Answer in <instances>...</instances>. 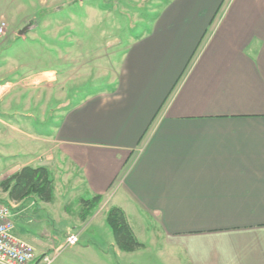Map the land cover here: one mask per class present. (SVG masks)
Listing matches in <instances>:
<instances>
[{"label": "crops", "instance_id": "0c3cea01", "mask_svg": "<svg viewBox=\"0 0 264 264\" xmlns=\"http://www.w3.org/2000/svg\"><path fill=\"white\" fill-rule=\"evenodd\" d=\"M56 82L47 68L26 83L36 123ZM17 83L0 79L1 139L28 156L9 175L45 166L54 191L50 202L5 192L12 218L34 205L78 235L63 247L67 233L23 236L14 226L37 258L59 250L49 264H264V0H167L126 46L112 86L83 96L52 129L19 125L15 116L32 114ZM61 182L70 213L53 204ZM94 195L81 221L79 200ZM112 205L141 247H117L105 219Z\"/></svg>", "mask_w": 264, "mask_h": 264}, {"label": "rangeland", "instance_id": "374dc122", "mask_svg": "<svg viewBox=\"0 0 264 264\" xmlns=\"http://www.w3.org/2000/svg\"><path fill=\"white\" fill-rule=\"evenodd\" d=\"M166 1L0 0V23L5 22L0 34V79L18 82L11 90L25 93V99L31 101L32 116H15L19 125L38 133L42 126L52 129L83 96L112 86L126 46L150 30ZM25 26L26 31L19 35ZM47 68L57 71L56 98L47 107V113H43L45 122L41 125L36 123L42 117L40 106L34 99H28L30 87L26 83ZM25 99L14 104L22 107ZM16 134L18 139L30 141L23 132ZM17 143L15 140L10 145L3 144L0 135V182L9 176L8 170L15 162L28 157L27 150L18 148ZM59 185L60 194L54 195L53 204L65 202L70 213L73 204L67 202L72 196L65 200L64 184ZM6 196L0 187V202L6 203ZM13 219L14 232L23 236L46 230L60 239L70 233L66 225L56 224L45 211L26 203ZM61 243L64 245L65 240Z\"/></svg>", "mask_w": 264, "mask_h": 264}, {"label": "trees", "instance_id": "16d2710c", "mask_svg": "<svg viewBox=\"0 0 264 264\" xmlns=\"http://www.w3.org/2000/svg\"><path fill=\"white\" fill-rule=\"evenodd\" d=\"M0 187L7 192L12 200H20L28 195H36L44 202H50L53 198L54 179L49 170L42 165H23L16 172L7 176L0 182ZM100 195L79 200V217L84 221L91 210L99 204ZM105 219L112 230L114 242L122 251H133L142 244L136 239L130 225L127 222L121 207L112 205L107 209Z\"/></svg>", "mask_w": 264, "mask_h": 264}, {"label": "built area", "instance_id": "2783aa9c", "mask_svg": "<svg viewBox=\"0 0 264 264\" xmlns=\"http://www.w3.org/2000/svg\"><path fill=\"white\" fill-rule=\"evenodd\" d=\"M4 27L5 22H1L0 34H3ZM11 209V204L0 202V264H49L59 250L45 253L37 258L33 246L14 235L15 223ZM77 242L78 235L69 234L65 238L63 247L74 245Z\"/></svg>", "mask_w": 264, "mask_h": 264}, {"label": "water", "instance_id": "95a60500", "mask_svg": "<svg viewBox=\"0 0 264 264\" xmlns=\"http://www.w3.org/2000/svg\"><path fill=\"white\" fill-rule=\"evenodd\" d=\"M25 31H26V26L22 28L21 30H19L18 34L22 35Z\"/></svg>", "mask_w": 264, "mask_h": 264}]
</instances>
